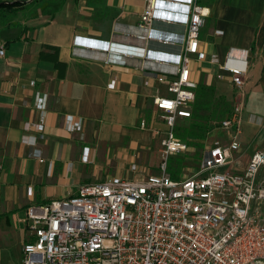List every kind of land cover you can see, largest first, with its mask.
<instances>
[{
  "label": "crops",
  "instance_id": "0c3cea01",
  "mask_svg": "<svg viewBox=\"0 0 264 264\" xmlns=\"http://www.w3.org/2000/svg\"><path fill=\"white\" fill-rule=\"evenodd\" d=\"M198 2L208 8L203 26L209 29L200 30L205 53L224 60L232 49L248 52L240 143L247 138L264 149L259 146L264 130L258 132L264 125V0ZM144 4L27 0L9 22L0 21V45L5 47L0 58V264H8L11 248L21 251L27 239L20 220L29 205L73 195L83 184L158 173L160 135L152 128L163 121L153 100L168 94L167 83L147 77L139 60L108 64L102 54L75 50L95 40L137 43L125 35L129 29L137 31ZM217 30L223 33L217 35ZM217 72L207 60L192 59V79L220 88L232 104L230 79L224 75L216 81ZM37 95L46 96L45 137L32 147L22 142L23 124L38 119ZM247 101L255 111H245ZM69 116L81 120L79 131L68 129ZM142 120L150 127L142 128ZM245 125L253 126L250 134L244 133ZM34 147L41 150L42 160L30 156Z\"/></svg>",
  "mask_w": 264,
  "mask_h": 264
},
{
  "label": "built area",
  "instance_id": "2783aa9c",
  "mask_svg": "<svg viewBox=\"0 0 264 264\" xmlns=\"http://www.w3.org/2000/svg\"><path fill=\"white\" fill-rule=\"evenodd\" d=\"M144 2L137 31L125 35L137 43L95 40L75 50L102 54L108 64L139 60L147 77L167 83L168 94L153 100L168 128H152L161 136L158 173L83 184L73 195L29 205L20 220L28 232L21 264H264V149L252 153L244 171L228 167L240 147L248 52L232 49L220 60L201 49L208 8L198 0ZM4 55L0 45V58ZM194 57L215 65L218 78L228 76L234 98L227 117L218 122L225 136L206 146L195 169L185 168L173 178L168 158L190 147L173 130L177 120L191 117ZM45 100V95L35 96L39 116L23 124L25 145L36 146L45 137ZM68 121L69 130L81 129V120L69 116ZM140 126L150 127L144 120ZM30 156L42 160L39 148ZM131 169L138 171L135 165Z\"/></svg>",
  "mask_w": 264,
  "mask_h": 264
},
{
  "label": "rangeland",
  "instance_id": "374dc122",
  "mask_svg": "<svg viewBox=\"0 0 264 264\" xmlns=\"http://www.w3.org/2000/svg\"><path fill=\"white\" fill-rule=\"evenodd\" d=\"M203 27L201 28V33H203L204 30L209 29L208 25ZM213 77L216 81L221 80V78H218L216 75H214ZM200 83H202V85L208 87L209 89L211 88L210 90H206V94L203 93L199 94L198 107L199 106L201 107L200 116L197 117L198 116L197 113L196 116L193 115L194 113H192L194 112V108L196 106L195 104L196 100H195V103H193L191 108V113H192L191 117L177 120L173 130V133L177 138L187 141L190 146L186 153L171 155L168 158L167 169L173 178H179L182 174V171L185 168L195 169L196 164L199 162L200 156L203 150L206 148V146L210 145L209 143H212L213 141L225 136V132L218 126V122L222 119L221 114L223 110H227L228 112L230 111L231 102L230 100L227 101L225 99V95L220 93L222 92L220 88L217 90L215 86L213 87L212 85H205L203 79L201 80ZM162 85L164 86V84ZM233 98H234V93L232 94V99ZM201 99L203 101H201ZM201 102L203 103L202 105ZM250 110L255 111L254 104L251 101H247L245 111L247 112ZM192 122H195L194 124L197 125L201 124L200 130H202L203 132L202 134H204L203 142H198L196 140H187V136H190L188 134L190 133V127L192 126L191 125ZM158 127H160L159 129L161 131L168 130V128L163 122L162 123L159 122ZM252 128L253 126L251 125H245L244 133L249 132L250 134L252 132ZM261 130H264V125H262L260 129L258 128V132ZM192 136L196 138L195 134L194 135L192 134ZM259 146L264 148V140H262V144ZM255 149H257L255 142L254 141L249 142L247 141V138L246 139L244 138L242 144L240 143L239 149L237 151H234L232 153L231 158L228 160L229 169L234 172L244 171L248 165L252 152ZM20 232H21V238L22 240H24L23 239L24 231H20ZM10 244L13 245L12 242H10ZM17 249L18 248H11L12 254H10V261L8 264H21L20 251H18Z\"/></svg>",
  "mask_w": 264,
  "mask_h": 264
},
{
  "label": "trees",
  "instance_id": "16d2710c",
  "mask_svg": "<svg viewBox=\"0 0 264 264\" xmlns=\"http://www.w3.org/2000/svg\"><path fill=\"white\" fill-rule=\"evenodd\" d=\"M27 0H12V1H8V0H0V21H5L6 23L9 22V20L14 16V14H16V12L18 11V9L21 7V5L23 3H25ZM33 1V0H32ZM211 89V88H210ZM208 87L202 85V84H199L198 87H197V90H196V97H195V100H196V103L194 101V103L196 104L195 108H194V113L193 115L196 116V113L198 114L197 117L200 116V112H201V107L199 106L198 107V99H199V94L200 93H203V94H206V90H210ZM201 101H203L201 99ZM203 103L201 102V105ZM191 113V114H192ZM228 111L227 110H223L222 111V118H225L227 117L228 115ZM197 120V119H196ZM197 122V121H196ZM195 122H192V126L190 127V133L188 135L190 136H187V140H196L198 142H203L204 140V134H202V130L201 129V124H194ZM192 134L196 136V138L194 136H192Z\"/></svg>",
  "mask_w": 264,
  "mask_h": 264
},
{
  "label": "bare ground",
  "instance_id": "6f19581e",
  "mask_svg": "<svg viewBox=\"0 0 264 264\" xmlns=\"http://www.w3.org/2000/svg\"><path fill=\"white\" fill-rule=\"evenodd\" d=\"M103 57H104V55H102V58H103ZM115 60L122 62V61H124V60H126V59H125V58H118V57H115Z\"/></svg>",
  "mask_w": 264,
  "mask_h": 264
}]
</instances>
